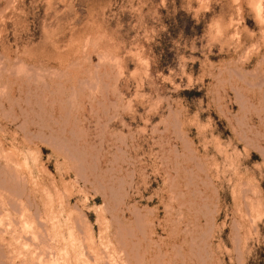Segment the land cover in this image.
<instances>
[{
	"label": "rangeland",
	"instance_id": "obj_1",
	"mask_svg": "<svg viewBox=\"0 0 264 264\" xmlns=\"http://www.w3.org/2000/svg\"><path fill=\"white\" fill-rule=\"evenodd\" d=\"M44 248L264 264V0H0V264Z\"/></svg>",
	"mask_w": 264,
	"mask_h": 264
},
{
	"label": "bare ground",
	"instance_id": "obj_2",
	"mask_svg": "<svg viewBox=\"0 0 264 264\" xmlns=\"http://www.w3.org/2000/svg\"><path fill=\"white\" fill-rule=\"evenodd\" d=\"M260 7H261V6H260ZM260 10H261V9H260ZM13 176H14V175H13ZM18 177H19V176H17V178H18ZM15 181H16V179H15ZM21 181H22V180H21ZM185 185H186V184H185ZM15 204H16V203H15ZM51 204H52V203H51ZM17 206H18V205H17ZM22 206H23V205H22ZM25 206H26V205H25ZM25 206H24V207H25ZM13 207H15V206L13 205ZM13 207H12V208H13ZM24 207H23V208H24ZM12 208H11V209H12ZM19 208L22 210V207L19 206V207H18V212L16 211V212H17L16 214L19 213V215H20L22 211H21ZM26 208H27V206H26ZM26 208H25V209H26ZM38 208H39V207H38ZM15 209H17V207H15ZM29 209H30V208H29ZM52 209H53V206H52ZM27 210H28V208H27ZM31 210H32V209H31ZM31 210H29V211H31ZM40 210H41V209H40ZM13 211L15 212L14 209H13ZM35 211H36V210H35ZM52 211H53V210H52ZM23 212H24V209H23ZM27 212H28V211H27ZM33 212H34V211H33ZM28 213H29V212H28ZM30 213H31V212H30ZM24 214H25V213H24ZM26 214H27V213H26ZM36 215H37V212H36L35 216H36ZM39 215H40V214H39ZM39 215H37L36 218H38ZM9 217H10V216H9ZM9 217H8V218H9ZM25 217L27 218V216H24V219H25ZM40 218H42V217L40 216ZM11 219H12V217H11ZM17 219H18V218H17ZM12 220H14V219H12ZM25 220H26V219H25ZM35 221H36V225H38L37 227L40 228L41 223H38V224H37V221H38V222L40 221L39 218H38V220H35ZM16 222H17V220H16ZM41 222H44V221L42 220ZM44 223H45V222H44ZM44 223H42V224L44 225ZM47 223H48V222H47ZM14 224H16V223H14ZM23 224H24V223H23ZM48 224H49V223H48ZM17 225H18V223H17ZM39 225H40V226H39ZM13 226H14V225H13ZM48 226H49V225H48ZM51 226H52V225H51ZM53 226H55V225H53ZM56 226H57V225H56ZM18 227H19V226H18ZM44 227H45V228H44ZM20 228H21V227H20ZM39 228H37V229H39ZM46 228H48L46 224L43 226V229H42V226H41V229H42V230H47ZM18 230H19V229H18ZM37 231L39 232V230H37ZM18 232H19V231H18ZM20 232H21V231H20ZM29 232H30V230H29ZM29 232H28L29 236L32 235V234H30ZM38 232H37V233H38ZM44 232H46V231H44ZM44 232H41V233H43V234H44L43 236L46 238L47 236H45V233H44ZM35 234H36V233H35ZM38 234H39V233H38ZM38 234H37V235H38ZM41 235H42V234H40V236H41ZM46 235H47V234H46ZM22 236H25V234L22 233ZM22 236H21L20 238H22ZM27 236H28V235H27ZM43 236H41V238H43ZM15 237H16V236H15ZM25 237H26V236H25ZM36 237H37V236H36ZM38 237H39V236H38ZM38 237H37V238H38ZM50 237H51V235H50ZM41 238H40V240H38L39 243H40V241L42 240ZM45 238L43 239V241H44V240H45V241L47 240V239H45ZM23 239H25V238L23 237ZM26 239H28V237H26ZM26 239H25V240H26ZM29 239H30V240H33L34 238L31 239V238L29 237ZM38 239H39V238H38ZM30 240H29V241L27 240L26 242H30ZM48 240H49V238H48ZM21 241H22V240H21ZM43 241H41V242H42L41 244H44L45 241H44V242H43ZM50 241H51V240H50ZM34 242H35V241H34ZM52 242H53V241H52ZM54 242H55V241H54ZM58 242H59V241H58ZM17 243H18V242H17ZM35 243H36V242H35ZM73 243H74V242H73ZM48 244H49V243H48ZM54 244H56V243H54ZM57 244H59V243H57ZM45 245H47V244H45ZM74 245H75V243H74ZM29 246H30V245H29ZM34 246H35V245H34ZM38 246H39V245H38ZM39 247H40V246H39ZM47 247H50V245H48ZM74 248H75V247H74ZM35 249H37V247H35ZM44 249H45V248H44ZM47 249H48V248H46V249L44 250V252L46 253V255L43 256V258H42L41 261H43V259L46 261V259L50 258V259H49V260H50V261H49L50 264H68V262H67V261H68V257H70V256H68V254H66V255H64V256L61 255L60 257H56L55 249H53L54 252L49 251V250L46 251ZM38 250H39V249H38ZM51 250H52V248H51ZM75 250H76V248H75ZM29 251H30V249H29ZM41 251H42V250H41ZM27 252H28V250H27ZM37 252H38V251H37ZM37 252H36V256L38 255ZM48 252H51V253H49V254H50V255L52 254V255L50 256V255L48 254ZM38 253H39V252H38ZM40 253L42 254L43 252H40ZM40 253H39V254H40ZM45 253H43V254H45ZM64 254H65V253H64ZM28 255H29V254H28ZM47 255H49L48 258H47ZM45 257H46V259H45ZM73 257H74V256H73ZM89 260H90V259H89ZM71 262H72V261H71ZM38 263H39V262H38ZM38 263H37V264H38ZM43 263H44V262H42V264H43ZM45 264H46V263H45Z\"/></svg>",
	"mask_w": 264,
	"mask_h": 264
}]
</instances>
